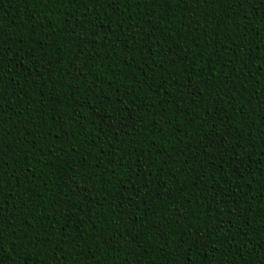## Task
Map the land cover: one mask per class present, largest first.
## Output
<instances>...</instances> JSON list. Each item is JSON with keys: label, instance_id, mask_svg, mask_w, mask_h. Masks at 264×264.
<instances>
[{"label": "trees", "instance_id": "1", "mask_svg": "<svg viewBox=\"0 0 264 264\" xmlns=\"http://www.w3.org/2000/svg\"><path fill=\"white\" fill-rule=\"evenodd\" d=\"M0 264H264V0H0Z\"/></svg>", "mask_w": 264, "mask_h": 264}]
</instances>
